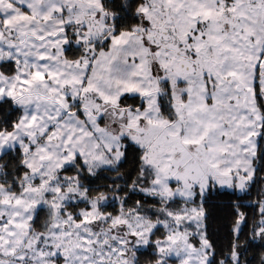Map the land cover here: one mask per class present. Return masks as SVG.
<instances>
[{"label": "snow or ice", "instance_id": "6c2138e0", "mask_svg": "<svg viewBox=\"0 0 264 264\" xmlns=\"http://www.w3.org/2000/svg\"><path fill=\"white\" fill-rule=\"evenodd\" d=\"M0 264H264V0H0Z\"/></svg>", "mask_w": 264, "mask_h": 264}]
</instances>
